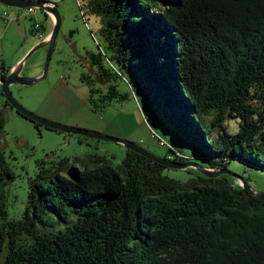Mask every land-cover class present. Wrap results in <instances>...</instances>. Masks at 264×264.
<instances>
[{"label": "trees", "instance_id": "trees-1", "mask_svg": "<svg viewBox=\"0 0 264 264\" xmlns=\"http://www.w3.org/2000/svg\"><path fill=\"white\" fill-rule=\"evenodd\" d=\"M88 7L101 15L106 47L89 56L107 84L90 88L94 108L126 99L117 85L126 80L193 156L169 148L164 158L264 170V0H90ZM36 23L34 33H47ZM1 64L5 78L10 67ZM4 105L15 110L6 98ZM32 122L38 133L49 129ZM4 124L0 108V137ZM46 157L19 217L8 218L5 186L14 176L0 148V264H264V199L227 174L183 187L162 173L166 166L131 149L118 164L102 155L88 165Z\"/></svg>", "mask_w": 264, "mask_h": 264}, {"label": "rangeland", "instance_id": "rangeland-1", "mask_svg": "<svg viewBox=\"0 0 264 264\" xmlns=\"http://www.w3.org/2000/svg\"><path fill=\"white\" fill-rule=\"evenodd\" d=\"M49 1L56 4L61 25L47 74L44 79L32 85L11 84L10 90L16 102L48 120L136 143L158 157H169L167 152L171 148L193 158L187 145L154 122L150 102L134 84L133 91L126 80L119 79L118 90L128 93V97L124 100L113 99L103 108L92 106L89 102L90 88L100 87L103 91L107 88V84L96 75V68L89 57L106 51L101 34V15L89 9L90 0ZM35 20L38 27L40 22L45 26L47 33L53 29V21L45 19L43 10L36 8L34 13H30L28 8L10 7L0 2V73L1 63L10 67V70L22 63L21 75L26 77H36L42 73L48 46H42L28 56L33 47L43 40L31 30ZM102 59L107 66L105 58ZM4 104L5 97L0 93V108L5 117L0 148L14 176L5 186L8 218L19 217L25 205L28 181L38 171V161L47 158V154L54 152L68 158L70 163L76 157L87 165L96 155H102L113 164H118L126 154L127 148L123 143L45 128H41L38 133L32 121ZM151 132L157 133L167 144L159 145ZM188 162H196L206 168L205 162L200 159H190ZM228 170L249 179L251 187L257 192H264L263 169L251 168L244 162L232 160ZM162 173L179 180L183 187L199 184V177L204 176L199 168L193 166L177 169L167 167ZM227 176L235 184L243 183L238 176Z\"/></svg>", "mask_w": 264, "mask_h": 264}, {"label": "water", "instance_id": "water-1", "mask_svg": "<svg viewBox=\"0 0 264 264\" xmlns=\"http://www.w3.org/2000/svg\"><path fill=\"white\" fill-rule=\"evenodd\" d=\"M0 2L6 6L16 7V8H20V9H26V8L36 9V8H39V9L43 10L45 12V14L48 15V17L50 16L52 18L53 23H54L53 29L50 31V33L47 36H46V34H42L41 38L43 40L41 42L37 43L28 54V56H29L33 51L39 49L42 46H45V45L48 46L47 56H46V60H45V64H44V68H43L42 73L36 77L22 76V75H20V70H21L20 66L21 65L19 64L18 68L10 70V72L7 74V76L5 78L0 77V90H1L2 94L5 96L6 100L9 102V104L16 111L21 113L23 116L31 119L32 121L38 122L39 124L46 126L49 129L58 130V131L68 133V134L84 135V136L96 138L98 140H103V141H112V142H116V143H123V144H125L127 149H131V150L145 156L146 158L153 160L155 162H158V163H160L166 167L177 169V168H188V167L193 166V167L199 168L203 172V174L207 177H217L221 174H227V175L232 174L236 177L238 176V175L232 173L228 169H221V170H218L216 172H213L214 171L213 169H208V168L204 169L201 166H199L196 162H184V163H182V162H177V161H174L171 159H166L164 157H158V156L154 155L153 153L149 152L148 150L144 149L143 147L139 146L136 143H133V142H130V141L118 138V137H114V136L108 135L106 133L93 131V130H89V129H84V128H79V127H73V126L61 124L58 122H54V121L48 120L44 117H41V116L27 110L23 106H21L13 98L12 92L10 90V85L13 83H17V84L23 85V86L32 85V84H34V83H36V82H38V81H40L46 77L49 62H50V59H51V56H52V53L54 50V46H55V40L57 38L59 29H60V25H61V16L58 12L56 4H54L53 2H51L49 0H0ZM151 135H152V132H151ZM238 177L241 178L243 181V183L241 184L242 187L247 189L251 194L257 196L258 198L264 199V192H257L246 182V180L243 177H241V176H238Z\"/></svg>", "mask_w": 264, "mask_h": 264}, {"label": "built area", "instance_id": "built-area-1", "mask_svg": "<svg viewBox=\"0 0 264 264\" xmlns=\"http://www.w3.org/2000/svg\"><path fill=\"white\" fill-rule=\"evenodd\" d=\"M33 10H34V9H32V8L29 9V11H33ZM37 27H38V25L36 24V28H37ZM38 35H39L40 37L42 36L41 33H38ZM152 136L158 140L159 145H165V144H167V142H166L162 137H160L159 135H157V133L152 132Z\"/></svg>", "mask_w": 264, "mask_h": 264}, {"label": "crops", "instance_id": "crops-1", "mask_svg": "<svg viewBox=\"0 0 264 264\" xmlns=\"http://www.w3.org/2000/svg\"><path fill=\"white\" fill-rule=\"evenodd\" d=\"M48 18L52 21V18H51L50 16H49ZM49 33H50V32H49ZM49 33H45L46 36H47ZM32 45H33V44H32ZM32 45H31V46H32ZM31 46H29V47L23 52V54L21 55V57L27 52V50H28ZM21 57H20V58H21ZM20 58H19V59H20ZM19 59H18V60H19ZM18 60H17V61H18ZM19 64L22 65L21 63H19ZM18 66H19V65L15 66V67L12 68V69H17ZM20 67H21V66H20ZM12 69H11V70H12ZM20 69H21V68H20ZM32 74H35V73H32ZM20 75H21V70H20ZM37 76H39V75H37ZM98 130L103 131L102 129H98Z\"/></svg>", "mask_w": 264, "mask_h": 264}, {"label": "clouds", "instance_id": "clouds-1", "mask_svg": "<svg viewBox=\"0 0 264 264\" xmlns=\"http://www.w3.org/2000/svg\"><path fill=\"white\" fill-rule=\"evenodd\" d=\"M39 36V35H38ZM40 37V36H39ZM158 135V134H157ZM158 141V140H157ZM162 146V145H161Z\"/></svg>", "mask_w": 264, "mask_h": 264}]
</instances>
